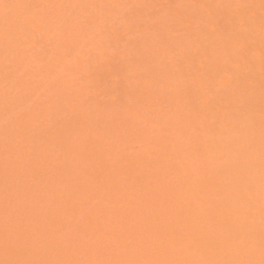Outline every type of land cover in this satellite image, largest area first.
<instances>
[{
    "label": "rangeland",
    "instance_id": "obj_1",
    "mask_svg": "<svg viewBox=\"0 0 264 264\" xmlns=\"http://www.w3.org/2000/svg\"><path fill=\"white\" fill-rule=\"evenodd\" d=\"M0 264H264V0H0Z\"/></svg>",
    "mask_w": 264,
    "mask_h": 264
}]
</instances>
